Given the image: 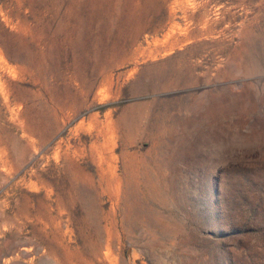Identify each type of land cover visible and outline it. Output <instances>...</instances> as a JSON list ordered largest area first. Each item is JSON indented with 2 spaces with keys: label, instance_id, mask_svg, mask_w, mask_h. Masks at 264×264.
Instances as JSON below:
<instances>
[{
  "label": "rangeland",
  "instance_id": "obj_1",
  "mask_svg": "<svg viewBox=\"0 0 264 264\" xmlns=\"http://www.w3.org/2000/svg\"><path fill=\"white\" fill-rule=\"evenodd\" d=\"M0 264H264V0H0Z\"/></svg>",
  "mask_w": 264,
  "mask_h": 264
},
{
  "label": "bare ground",
  "instance_id": "obj_2",
  "mask_svg": "<svg viewBox=\"0 0 264 264\" xmlns=\"http://www.w3.org/2000/svg\"><path fill=\"white\" fill-rule=\"evenodd\" d=\"M239 35H240V34H239ZM99 76H100V75H99ZM99 76H98V77H99ZM101 76H102V79H101V82H102V81H104V80L106 79L107 76L104 75V74H101ZM99 78H100V77H99ZM98 80H99V79H98ZM98 80H97V81H98ZM91 86H92V85H91ZM92 88H93V87H91V89H92Z\"/></svg>",
  "mask_w": 264,
  "mask_h": 264
}]
</instances>
